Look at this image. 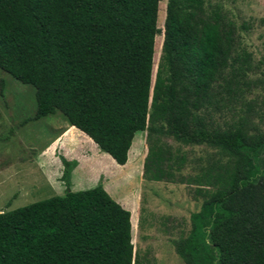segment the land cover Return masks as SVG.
Listing matches in <instances>:
<instances>
[{"label": "trees", "instance_id": "trees-1", "mask_svg": "<svg viewBox=\"0 0 264 264\" xmlns=\"http://www.w3.org/2000/svg\"><path fill=\"white\" fill-rule=\"evenodd\" d=\"M159 1L0 0V69L34 87L33 119L60 112L118 164L146 131L143 177L193 184L202 198L187 235L172 240L185 264H264V126L258 103L244 101L256 85L250 55L237 52L238 26L220 7L167 0L151 87ZM161 136L219 156L182 175L186 155ZM60 160L65 177L75 161ZM130 216L100 184L0 212V264H140Z\"/></svg>", "mask_w": 264, "mask_h": 264}, {"label": "rangeland", "instance_id": "rangeland-1", "mask_svg": "<svg viewBox=\"0 0 264 264\" xmlns=\"http://www.w3.org/2000/svg\"><path fill=\"white\" fill-rule=\"evenodd\" d=\"M166 1L158 4L160 32L154 43L151 87L161 57ZM205 6L208 10L220 7L238 26L237 52L249 53L252 68L247 79L256 82L246 89L244 101L258 103L254 122L263 127L264 0H205ZM35 108L34 87L0 69V212L62 195L67 188L76 191L100 184L130 211L133 252L140 264H185L172 240L187 235L190 214L199 210L202 198L195 194L193 184L143 177L146 131L135 133L126 163L118 164L69 125L60 112L33 119ZM231 118L230 113L216 116L224 125ZM161 139L186 155L182 175L197 173L208 160L219 156L207 145ZM61 156L75 161L65 177Z\"/></svg>", "mask_w": 264, "mask_h": 264}]
</instances>
